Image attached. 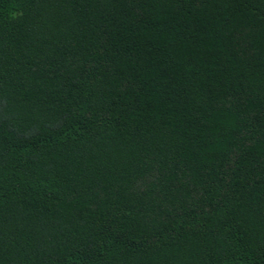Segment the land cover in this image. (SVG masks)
I'll use <instances>...</instances> for the list:
<instances>
[{
  "label": "trees",
  "instance_id": "obj_1",
  "mask_svg": "<svg viewBox=\"0 0 264 264\" xmlns=\"http://www.w3.org/2000/svg\"><path fill=\"white\" fill-rule=\"evenodd\" d=\"M0 264H264V0H0Z\"/></svg>",
  "mask_w": 264,
  "mask_h": 264
}]
</instances>
